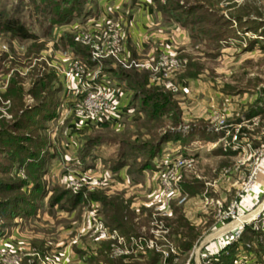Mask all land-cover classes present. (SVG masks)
<instances>
[{"label": "rangeland", "instance_id": "374dc122", "mask_svg": "<svg viewBox=\"0 0 264 264\" xmlns=\"http://www.w3.org/2000/svg\"><path fill=\"white\" fill-rule=\"evenodd\" d=\"M172 1L176 4L174 7L178 9L168 10L160 14V25L164 27L166 32L172 28V22L168 24L170 26L163 25L164 17L169 20H186L187 24L188 22L196 23L195 25L186 24V27H184L183 35L187 38L188 43L185 42L181 45L179 50H183V52L177 56L178 59L184 61L182 68L178 72H184L187 65L192 64L197 70L199 83L206 87L205 95L196 94L198 96L194 99L203 101L205 104L213 102L215 104L214 107H218L220 103L216 102L215 98L212 97V94L216 91L217 94L228 96L230 98V105H237L236 103L239 102L248 103L251 99L254 101L255 95H260V91L264 90V0ZM35 10L34 6L29 3V0H23L22 3H19L18 0H0V15L3 18H17L25 25L27 31L32 36L31 39H20L10 33L0 31V122L3 120L10 122L15 119L12 114L13 112L10 111L13 104H15V96L18 97V95H21L22 103L29 107L38 103V100H35L28 94V90L32 89L36 78L41 75L43 76L45 71L51 69L46 67L44 61L49 64L55 61L58 62L57 59L53 58V54L56 55L57 52L67 51L55 47L56 40L53 36V29L48 32L46 31L47 23L46 25H39L37 19H40V17L35 15ZM220 23H225V25H218ZM179 24L183 25L181 21ZM70 32L69 30L66 31L69 35H72ZM201 32L202 34H206L202 35ZM191 35L195 36L194 39L190 38ZM209 38L211 40H208ZM57 65L59 66L60 64L57 63ZM55 75L57 79L50 82L52 87H56L58 82L61 83L59 74L55 72ZM39 86L38 84L35 87L39 88ZM43 95L41 94V97ZM210 96L211 99L209 98ZM63 101L64 96L61 91L59 94V106L56 108L57 116L55 117L58 120L62 119L61 123H64L67 118H70V115L66 116L63 112L64 110H69V107H67V104H63ZM251 103V106H246V110L248 111L251 107L256 110L257 128L262 127L264 133V98L259 100V102ZM238 106L241 107L240 111L245 110V106L238 104L235 107L233 106L236 111L238 109L236 107ZM16 116H18V113ZM232 119H234L233 116L227 118L228 121H232ZM56 125V121L50 122L48 128L45 129L46 132L48 133L57 128ZM34 126L38 127L39 124L31 125L26 130L17 132V135H22L23 133H30L32 135L43 133L38 131L40 129L32 130ZM245 131L248 132L246 129ZM249 131L251 132V130ZM252 131L253 133L256 132L254 130ZM90 135L101 136L105 139L116 137L109 128L93 130ZM0 137L3 139V135L1 136L0 134ZM253 151L248 157L250 164L253 161ZM102 152L98 157L99 159L103 160L110 157L111 150L109 148L103 149ZM201 158L205 160L209 159L206 155H201ZM3 165L10 166L7 176H3ZM109 166L110 164H105L106 168ZM17 170L14 163H9L3 159V146L0 143V202L3 201V179L16 181L18 179L24 180L28 177L26 172ZM205 174L207 175L208 173ZM203 190V188H199V192H203ZM95 191L96 193H103L100 190ZM238 192V189H229L226 193L225 205ZM209 197H213V195L209 194ZM261 202L264 204V193L258 196L255 206ZM43 207L46 209L47 205L44 204ZM54 209V215L53 213H47L45 210V213H40L41 217L38 220L31 218V220L28 219V221L24 220V222H19L22 228H17V233L29 232L30 237L29 240L23 241V244L18 249L34 248L42 251L74 241L75 244L72 247L74 259L70 264H104L98 253L101 249L105 250L108 255L107 257L115 264L118 259H121V264H148L151 254L158 256V261L155 264H185L188 258H190V264H192L193 256H191V252L196 244V239L188 249L183 250L182 244L184 243V239L180 236L174 238L171 234L175 230L173 222L178 216L177 213H173L174 219L169 218L170 216L164 218L162 221L164 228H161L162 225L160 227L156 225L158 226L157 228L153 224L157 223L160 217L154 216L157 221H153L152 216L145 217V215L139 213L132 218L135 223L136 233L129 236H122L126 240L132 237L134 242L137 244L140 243L139 247L143 249V240H152L159 249L167 250L168 257L164 259L154 249H151L149 252H141V250H137L133 245L131 248L134 251L127 255V257H117L112 252L111 243L113 242L95 241L86 235H78L77 229L81 227V224L72 227L70 225L71 221L64 219L63 215H60L66 213L56 210V208ZM37 214L39 215V213ZM211 216L215 221L213 213ZM255 225L254 230L251 229L250 225L245 227L237 243L234 244L237 250L227 252L223 261L225 259L228 261L234 260L238 263L245 259L244 256H250L253 254L252 251H254L258 255L257 264H264V217L259 218L258 224ZM0 228L3 231V216L0 217ZM165 228L167 231L166 235L156 236L150 233L153 229ZM185 231L180 228L177 232L180 234V232L183 233ZM192 232L194 233L193 229ZM211 232L206 233L209 235ZM202 238L196 247L202 242ZM0 240H3V236H0ZM126 245H129V240ZM0 252H3V246ZM20 264L28 263L26 259H22Z\"/></svg>", "mask_w": 264, "mask_h": 264}, {"label": "crops", "instance_id": "0c3cea01", "mask_svg": "<svg viewBox=\"0 0 264 264\" xmlns=\"http://www.w3.org/2000/svg\"><path fill=\"white\" fill-rule=\"evenodd\" d=\"M95 3L99 12L98 17L101 19H111L116 11L123 12L127 21L123 26L124 43L128 51V47L132 48L136 57H153L160 47L177 57L179 53L183 52V50H179L181 45L185 42L188 43L187 38L183 35V30L172 27L167 32L165 31L164 27L160 25L159 14L154 10L150 0H96ZM182 73L178 72L174 77L178 83L179 91L175 94L170 93L178 110V123L176 126H171L166 121L156 130L157 134L169 131L175 137L162 143L158 154L146 166L141 167L137 173L129 171L133 168L130 166V160H127L126 165L119 166L115 170L105 167L106 163L110 164L120 155L125 139L133 140L137 134L141 135V140L148 139V135L144 131L145 128L140 127L141 115L134 111L125 112L132 94L130 90L124 87L121 89V96L118 100V108L121 109L119 121L106 125V128H109L116 137L100 142L98 148L92 153L93 155L85 158L84 165L78 160V151L83 143V138L90 135L93 130H103L101 125L99 127H97L98 125L94 127L86 124L79 125L71 117L67 118L64 123H61L62 119H55L57 128L54 127V130L47 133L50 141V158L40 179L42 185L47 189L39 202L40 206L37 205L36 215L33 219L38 220L41 217L40 213H45L46 209L43 205L51 196L53 187L69 190L71 194L75 195L84 189L73 193L67 186L68 181L83 182L92 175L101 177L105 182L103 189L97 191H103L102 194L107 198H117L126 213L132 218L139 213L145 217H151L152 203L159 190L160 176L164 169L161 163L162 157L175 151L182 157L192 160V164L190 169L180 173L179 178L178 188L180 195L185 197V202L182 205H176L175 200L171 201L169 203V218L174 219L173 213L176 209V213L196 233L197 244L205 233L200 243V251L196 254L195 259L199 261L202 254L212 257L222 242L217 237L210 236L208 238L209 235L206 233L212 231L211 234H213L217 227L211 216L213 213L211 203L214 201L225 202L227 191L239 188L242 179L249 170V155L253 150L256 151L264 145V133L262 127L257 128L256 113L247 115L248 111L246 110V106H251V102L256 101L257 94L254 101L251 99L248 103H236L245 106L244 111H240L241 107L239 106L236 107L238 108L236 111L234 107L237 105H230L228 96L217 94L215 91L212 97L220 103V106L214 107L213 102L205 104L203 101L194 99L199 94L205 95L206 92V87L199 83V76L194 79L182 78L180 77ZM209 98L211 99V96ZM232 107L233 109H231ZM212 112L224 117L225 124L222 129H215V125L210 120ZM231 116L234 119L228 121L227 118ZM252 130L256 132L253 133ZM233 135L236 136L238 146L235 151L230 147H224L226 143H230V138ZM107 148L111 150L110 157L99 159L102 150ZM52 149L56 153L52 152ZM99 150L101 151L98 154ZM201 155H206L209 159H202ZM134 157L138 163L139 156L134 155ZM76 161L78 165L75 164ZM256 184L259 191L258 196H260L264 193V165L256 176ZM30 187L31 184L28 183L23 188V192L28 194ZM190 187L197 189L194 190V193L189 194L186 189ZM199 188H203V192H199ZM209 194H212L213 197H209ZM84 207H81L79 215L76 213L77 209L60 215H63L64 219L70 220V225L73 227L81 223ZM99 210L103 217L102 210ZM17 222L18 225L12 227L2 240L5 246L13 249L20 248L23 241L29 240L30 237L29 232L17 233V228H22L19 221ZM132 223L135 226L133 219ZM220 233L221 231H218L214 235ZM231 249L228 247L226 251L230 252ZM232 250L235 251V247ZM223 252L225 251H221V253ZM192 262L196 264V261Z\"/></svg>", "mask_w": 264, "mask_h": 264}, {"label": "built area", "instance_id": "2783aa9c", "mask_svg": "<svg viewBox=\"0 0 264 264\" xmlns=\"http://www.w3.org/2000/svg\"><path fill=\"white\" fill-rule=\"evenodd\" d=\"M125 17L122 11H116L111 19H101L98 16L89 17L53 28L55 40L62 32L69 30L75 40L88 49L87 61L91 64V67L76 59L70 51H61L57 52L56 55L53 54V58L57 59L58 62L55 61L49 64L44 61L46 67L59 74L64 96L63 104H67V107H69L68 111H61L66 116L70 115L76 124H86L94 127L103 122L114 124L119 121L121 109L118 108V100L121 96L122 86L114 79L108 77V74L102 69V63L107 59H111V68L118 67L122 70H135L138 72L146 71L149 74L150 85L162 87L171 94L179 91L178 83L174 80V77L176 72L182 68L184 61L161 47L155 52L153 57L132 58L124 43V31L122 28L127 23ZM56 30L58 31L56 32ZM57 63L60 65L58 66ZM210 120L215 125V129L224 127V117L221 114L211 113ZM230 139V143H226L224 147H230L233 151L237 150L236 136L233 135ZM252 156L253 161L249 166L248 173L242 179L238 188L239 192L235 197L227 205L223 201L211 203L215 218L214 223L217 224V227L213 234H209L208 237H217L222 244L212 257L202 254L199 257L200 260L197 261L195 256L199 253L201 244L196 247V243L191 252L192 261H196V264L258 263V255L254 251H252L253 254L250 256L245 254V259L238 263L234 260H222L227 254V248L237 243L245 227L250 225L251 229L254 230L259 218L264 217L263 202L259 203V206H255L259 193L256 176L264 165V145L260 149L253 151ZM162 158L161 163L164 169L160 176L159 190L152 203L151 214L153 221H157L154 216L160 217L157 221L158 224L153 223L159 227L162 225L164 218L169 216V203L171 201L175 200L176 205H182L185 202V197L180 195L178 188L179 178L180 173L190 169L192 164V160L182 157L175 151L165 154ZM75 164L78 165V162L76 161ZM67 186L73 193L79 192L81 189L92 192L103 189L105 182L101 177L92 175L83 182L70 180ZM81 220V227L77 229V234L80 236L86 235L95 241L113 242L111 243L112 252L117 257H127L134 251L131 248L132 245L137 250H141V252H149L154 249L164 259L168 257L167 250L159 249L152 240H143V249L139 247L140 243L134 242L132 237L126 240L116 229L105 226L100 210L97 204L93 202L85 205ZM158 226L156 227L158 228ZM218 231H221V234L215 236L214 234ZM166 232V228L150 231L151 234L156 236L166 235ZM128 240L129 245L127 246ZM74 244V241H70L41 252L34 248L10 249L0 240V251H2L3 246V252H0V264H20L22 259H26L27 263L36 264H70L74 259L72 252ZM236 250L237 247H235ZM221 251L225 252L221 253ZM170 252L172 251L170 250ZM190 263V258H188L185 264Z\"/></svg>", "mask_w": 264, "mask_h": 264}, {"label": "trees", "instance_id": "16d2710c", "mask_svg": "<svg viewBox=\"0 0 264 264\" xmlns=\"http://www.w3.org/2000/svg\"><path fill=\"white\" fill-rule=\"evenodd\" d=\"M22 3L23 0H18ZM96 0H29L34 6L35 15L40 19L38 23L40 26L46 25V31L50 32L55 26L70 23L71 21H81L89 17L99 16L96 7ZM154 10L160 14L168 10H177L174 1L164 0H150ZM171 3V5H169ZM180 21L183 25L179 24ZM177 27L183 30L186 27V20H169L163 18V25ZM195 22H188L187 25H195ZM224 26L225 23L218 24ZM124 31V27L122 28ZM0 31L10 33L20 39H31L32 36L27 31L25 25L17 18L7 17L3 18L0 15ZM49 34V33H48ZM202 34V32H201ZM206 34V33H205ZM204 33L202 35H205ZM195 36L191 35L190 38L194 39ZM211 38V37H210ZM208 40H211V39ZM126 42V41H125ZM55 47L62 50L70 51L76 59L91 67L87 61L88 49L81 46L72 35L64 32L61 34L55 43ZM131 57H136L131 47H128ZM140 58V57H139ZM111 59L104 60L102 69L108 74V77L114 79L122 87L131 91L129 102L125 111L138 112L142 117L140 124L141 128H145L148 139L141 140L140 134H137L133 140L125 139L124 145L120 155L113 162L110 163L109 169L115 170L119 166L127 164L130 160V166L133 167L129 171L138 172L141 167L146 166L150 160L158 154L159 147L168 139H173L175 135L166 131L162 134H157L156 130L163 126L166 121L171 126H176L178 123V110L173 101L172 95L164 90L162 87L149 84V74L146 71L135 70H122L118 67H110ZM193 68V69H192ZM197 70L192 64L187 65L186 70L180 74L182 78L194 79L196 78ZM57 76L52 69L45 71L44 75L39 76L33 83L32 89L28 90L35 100H38L35 105L29 107L22 103V96H15V104L11 107L14 120L7 122H0V143L3 146V159L9 163H14L17 171H24L28 175L26 179H18L16 181L3 179V201L0 202V217L3 216V231L0 228V236H5L12 227H16L17 221L21 222L28 219H33L36 215L37 207L40 206V200L46 192V188L42 185L40 179L43 175V169L50 158V141L47 136L46 128L50 122L55 121L57 116L56 108L59 106V94L62 91L61 83L58 82L56 87H52L50 82L56 80ZM35 84V85H34ZM40 85L39 88L35 86ZM41 94H44L41 97ZM264 98V90L260 91L255 102ZM254 106H256L254 104ZM18 113V116H16ZM256 110L251 107L247 115L255 114ZM26 114V116H24ZM39 124L34 129L43 133L32 135L30 133H23L17 135V132L26 130L29 126ZM102 129H106L107 123L97 124ZM46 132V133H45ZM105 140L104 137L87 135L83 138V143L78 151V160L84 165L85 158L91 157L93 152L98 148L100 142ZM53 150V149H52ZM56 153V151H52ZM135 156H139L140 161L136 163ZM138 165V166H137ZM10 167V166H9ZM9 167L3 165V176L9 174ZM30 183L28 194L23 192V188ZM195 187L187 188L189 194L194 193ZM93 202L97 204L98 208L102 210L103 224L109 228L116 229L121 235L129 236L136 233L135 226L132 223V216L126 213L124 207L117 200V198H107L102 193L95 192L89 194L82 190L73 195L69 190L59 187H53L51 196L47 199V213H55L56 210L69 213L73 209H77V215L82 206L87 203ZM38 203V204H37ZM38 205V206H37ZM176 209L174 212L176 213ZM76 215V216H77ZM173 224L175 230L171 233L174 238L180 236L184 239L182 244L183 250L188 249L192 242L196 239V233L188 227L187 223L178 215ZM182 228L185 232H177ZM3 234V235H2ZM234 247V245H233ZM231 246V248L233 249ZM48 249V248H47ZM47 249L42 250L47 251ZM230 252H233L232 250ZM41 251V252H42ZM100 258L104 264H115L107 256L104 249L98 251ZM148 264H155L158 261V256L151 254ZM36 264V263H28ZM116 264H121V259L117 260Z\"/></svg>", "mask_w": 264, "mask_h": 264}, {"label": "bare ground", "instance_id": "6f19581e", "mask_svg": "<svg viewBox=\"0 0 264 264\" xmlns=\"http://www.w3.org/2000/svg\"><path fill=\"white\" fill-rule=\"evenodd\" d=\"M221 234V233H220ZM219 235V234H218ZM215 236H217V235H215ZM209 238V237H208Z\"/></svg>", "mask_w": 264, "mask_h": 264}]
</instances>
